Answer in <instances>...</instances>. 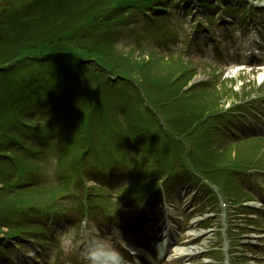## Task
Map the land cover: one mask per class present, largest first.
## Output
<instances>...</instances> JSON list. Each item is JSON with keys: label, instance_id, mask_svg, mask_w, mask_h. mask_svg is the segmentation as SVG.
I'll list each match as a JSON object with an SVG mask.
<instances>
[{"label": "rangeland", "instance_id": "1", "mask_svg": "<svg viewBox=\"0 0 264 264\" xmlns=\"http://www.w3.org/2000/svg\"><path fill=\"white\" fill-rule=\"evenodd\" d=\"M18 1L0 0V14ZM142 1L80 0L76 14L97 21L86 47L135 73H101L84 55L49 87L57 106L0 103V264H264V0ZM59 55L32 73L65 72L72 55ZM176 172L190 176L173 184ZM145 231L173 233L167 259L142 247Z\"/></svg>", "mask_w": 264, "mask_h": 264}, {"label": "trees", "instance_id": "2", "mask_svg": "<svg viewBox=\"0 0 264 264\" xmlns=\"http://www.w3.org/2000/svg\"><path fill=\"white\" fill-rule=\"evenodd\" d=\"M79 1L44 0L42 3L40 0L33 2L19 0L16 8L12 9L11 12H7L8 16L6 14L7 10L1 11L0 43L2 44H0V77L7 76L9 79L0 80V103H5L2 102L3 98H6L5 101L11 98L10 102L14 103L16 102L14 97L20 96L26 102L25 105L27 104L29 109H31L32 114H34L33 108H35L36 104L39 107H43L46 104L45 99L52 101L53 105L58 104V98L55 95L49 98L45 97L49 91V87L52 84L55 85L56 81L63 74L73 70L78 64H82V61L86 62V60H83L84 55L98 58V61L94 62L92 66L101 73L110 74L112 72L115 75L121 73L129 76V73L136 72L131 71L135 70V68H130L131 70H128V72H123L122 69L124 68L114 66L109 56L111 51L108 46L95 47L90 43L89 47H86V43L89 42H84V39H93L90 34L91 30L88 28L93 27L97 21L94 20V23L89 21L91 23L89 24L87 23L89 20L88 16H78L85 15L84 11L86 10L85 5ZM154 2H157V0H144L140 7L150 6ZM50 3L52 4L51 6ZM172 3L175 5L179 4L178 0H173ZM48 5L52 8L49 10L47 7L43 10V7ZM156 5L158 6L155 9L160 10L170 7L166 1L156 3ZM7 6L10 7L11 5ZM101 6L97 8L99 12L104 11ZM3 36L7 38L4 39ZM6 43L9 46L8 49L1 48ZM71 52H76L78 55L75 56ZM59 53L61 55H72L65 57L66 61L70 63V67H65V72L62 70H50L48 74L32 73V71H35L32 69L34 67L33 63L40 64L41 62L55 59V57L60 56ZM163 62L169 66L172 65L171 59H163ZM60 64L65 63L60 62ZM139 72L142 73L140 70ZM30 73L32 78L23 84L21 82L23 74L29 75ZM185 74H187V71L181 72V76ZM4 80L7 81L9 96L6 95L8 92L6 91ZM13 105H19V103H14ZM0 114H2L1 111ZM6 136L7 139L3 141L5 145L13 147L23 145L18 140H11L9 135ZM202 174L204 175V173Z\"/></svg>", "mask_w": 264, "mask_h": 264}, {"label": "bare ground", "instance_id": "3", "mask_svg": "<svg viewBox=\"0 0 264 264\" xmlns=\"http://www.w3.org/2000/svg\"><path fill=\"white\" fill-rule=\"evenodd\" d=\"M185 252H188L187 250H184ZM182 251L181 250H178V253H181ZM112 256V255H111ZM111 256H109V257H111ZM108 256H107V258H109ZM105 259H106V256H105ZM102 261H104V260H102Z\"/></svg>", "mask_w": 264, "mask_h": 264}]
</instances>
